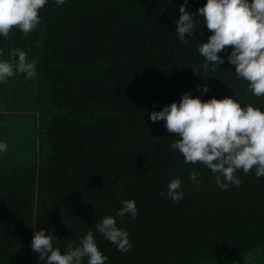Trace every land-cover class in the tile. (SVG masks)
Segmentation results:
<instances>
[{"label": "trees", "instance_id": "obj_1", "mask_svg": "<svg viewBox=\"0 0 264 264\" xmlns=\"http://www.w3.org/2000/svg\"><path fill=\"white\" fill-rule=\"evenodd\" d=\"M183 3L47 0L33 32L0 35V61L20 48L37 70L0 82V264H47L31 248L39 229L62 254L92 231L105 264H264V177L238 170L241 184L221 189L206 165L171 147L179 137L165 121L150 118L189 91L264 110L229 63L231 47L214 71L201 67L198 48L212 33L197 10L207 0H188L196 26L179 40ZM176 177L179 203L166 195ZM125 199L136 202L134 219L116 216ZM109 215L128 232L129 251L96 230Z\"/></svg>", "mask_w": 264, "mask_h": 264}, {"label": "clouds", "instance_id": "obj_2", "mask_svg": "<svg viewBox=\"0 0 264 264\" xmlns=\"http://www.w3.org/2000/svg\"><path fill=\"white\" fill-rule=\"evenodd\" d=\"M47 0H0V35L8 37L13 29H19L25 36L33 32L40 23V9ZM64 4L65 0H55ZM188 0L180 6V17L176 21V33L182 43H187L186 35H191L196 26L194 16L187 9ZM198 13L212 33L208 42L202 43L198 52L205 58L201 66L205 72L224 63L219 55L231 47L227 59L235 65L238 77L248 82L249 90L257 97H264V0H207ZM0 49V55H3ZM11 62L0 61V82L6 83L17 73L33 78L37 74L36 61H29L25 51L15 48L11 52ZM201 74L199 68H193ZM197 88L206 93L207 85ZM153 122L165 121L168 132L179 139L171 147L178 149L186 164L202 163L215 174V183L221 189L229 185L239 186L238 170L249 174L255 168L257 178L264 177V110L252 104L242 107L233 97L219 99L212 97L204 101L191 92L183 94L179 102L166 105L160 111L150 114ZM7 151L6 143L0 142V152ZM146 174V173H145ZM199 173H190V179L197 181ZM123 190V189H121ZM196 190H199L197 183ZM118 195V193H117ZM167 198L175 203L183 199L184 192L179 177L173 179L167 189ZM116 216L123 218L130 214L134 219L138 208L134 199H125ZM96 230L107 240L117 245V249L127 252L131 249L129 234L118 227L116 217L109 215L96 224ZM46 229L35 232L31 242L33 251L39 253V261L47 259V264H105L107 257L102 254L89 231L79 242V246L68 245L63 254L54 248L53 235ZM50 254V255H49Z\"/></svg>", "mask_w": 264, "mask_h": 264}]
</instances>
